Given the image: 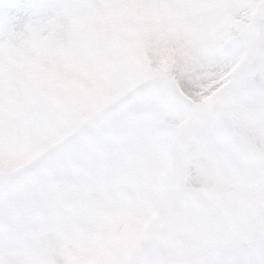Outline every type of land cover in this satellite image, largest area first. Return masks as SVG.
Returning a JSON list of instances; mask_svg holds the SVG:
<instances>
[{"label": "snow or ice", "instance_id": "1", "mask_svg": "<svg viewBox=\"0 0 264 264\" xmlns=\"http://www.w3.org/2000/svg\"><path fill=\"white\" fill-rule=\"evenodd\" d=\"M0 264H264V0H0Z\"/></svg>", "mask_w": 264, "mask_h": 264}]
</instances>
